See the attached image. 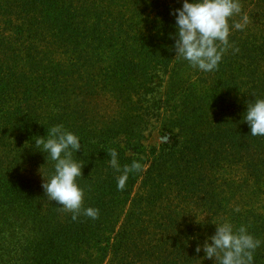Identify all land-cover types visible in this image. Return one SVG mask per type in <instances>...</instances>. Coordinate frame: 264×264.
Segmentation results:
<instances>
[{
    "label": "trees",
    "instance_id": "16d2710c",
    "mask_svg": "<svg viewBox=\"0 0 264 264\" xmlns=\"http://www.w3.org/2000/svg\"><path fill=\"white\" fill-rule=\"evenodd\" d=\"M181 4L0 0V264H214L194 249L225 219L264 241V136L243 120L264 98V0H241L212 72L175 58ZM58 124L82 141L75 220L41 187L54 162L33 139ZM112 149L142 166L123 190Z\"/></svg>",
    "mask_w": 264,
    "mask_h": 264
},
{
    "label": "clouds",
    "instance_id": "9594fccd",
    "mask_svg": "<svg viewBox=\"0 0 264 264\" xmlns=\"http://www.w3.org/2000/svg\"><path fill=\"white\" fill-rule=\"evenodd\" d=\"M241 14V0H182L181 7L170 11L174 18V32L169 34V38L174 41L175 58L202 72L216 70L230 46L231 30H243L245 27L247 17L244 16L245 23H229ZM243 120L252 136H264V98L255 97L247 104ZM33 140L35 148L46 153L45 160L48 158L54 162L53 173L48 178L42 175L44 182L41 187L47 200L55 201L64 211L72 213L75 220L81 213L84 199V190L77 183L84 163L73 157L81 149L80 137L58 124L48 129L45 136H34ZM108 156L111 168L120 173L117 189L123 190L129 173L142 170V166L133 162L131 166L121 167L115 149L110 150ZM83 214L96 219L99 210L88 207L83 209ZM196 223L203 226L204 221ZM213 224L214 234L207 236L202 245L197 243L194 249L196 253L203 251L201 259H211L214 264H254V253L264 241L255 238L246 225L237 227L226 219Z\"/></svg>",
    "mask_w": 264,
    "mask_h": 264
},
{
    "label": "rangeland",
    "instance_id": "374dc122",
    "mask_svg": "<svg viewBox=\"0 0 264 264\" xmlns=\"http://www.w3.org/2000/svg\"><path fill=\"white\" fill-rule=\"evenodd\" d=\"M150 143H156V144H161L163 142V138L160 137V134L155 132L152 135V138L149 141ZM264 196V195H263ZM260 196L256 201L255 207L258 208L260 211H262V207L264 206V197Z\"/></svg>",
    "mask_w": 264,
    "mask_h": 264
}]
</instances>
